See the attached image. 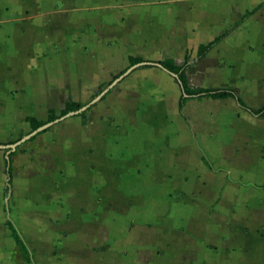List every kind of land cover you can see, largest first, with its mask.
<instances>
[{
	"label": "crops",
	"instance_id": "0c3cea01",
	"mask_svg": "<svg viewBox=\"0 0 264 264\" xmlns=\"http://www.w3.org/2000/svg\"><path fill=\"white\" fill-rule=\"evenodd\" d=\"M163 61L186 65L193 89L263 109L264 0H0L4 194L18 148L34 151L21 173L30 204L19 226L0 225V264H29L9 221L30 264H264V116L233 98L180 111ZM70 101L85 110L34 134L29 118Z\"/></svg>",
	"mask_w": 264,
	"mask_h": 264
},
{
	"label": "trees",
	"instance_id": "16d2710c",
	"mask_svg": "<svg viewBox=\"0 0 264 264\" xmlns=\"http://www.w3.org/2000/svg\"><path fill=\"white\" fill-rule=\"evenodd\" d=\"M251 14L252 13H247L241 19V21L235 25V27H237L241 23H243L247 18H249L251 16ZM229 34H230V31L226 32L224 35H222L220 37H217L216 39H214L209 44H201L199 46L197 60H199V61L203 60L206 57L207 53L210 50H212L214 47H216ZM142 62H143L142 59H131V65H133V66L136 64L142 63ZM160 64L163 68H165V69L169 70L171 73L177 75L179 78V81L181 82L182 89H183V96L181 97L180 103H179L180 111H182L184 109L186 101L192 97H197L199 99L211 98L214 100H224V99H228V98H233L236 101H238V103L241 105V107L249 110L253 115L264 116V108L261 110L250 109L233 91L193 89V88H191L189 86V83H188V80L186 77V65L179 67L173 61H163ZM146 67H151V66H146ZM83 107L84 106L80 103L70 101L69 103H67V105L63 109L60 117L56 116L55 112L52 111L50 113L49 119L46 122L37 121L34 118H29L28 121L30 122L32 129L37 130V129H39V128H41V127H43L49 123H53L56 120L67 116L70 113L79 112ZM81 115L82 116L86 115V112L82 113ZM35 139H36V137L32 138V140H35ZM14 155H15V153L10 154L9 164H12V158L14 157ZM8 173H9V176L12 178V170L11 169H9ZM11 184H12V179L9 180V186H11ZM8 224H9V227L12 231V236H13L15 242L17 243V246L19 247V250L23 256V259L25 260V262H27L29 264L32 263L33 260H32L31 252H30L29 248L27 247V245L25 244V241H24L22 235L20 234L19 230L17 229V227L14 225L13 222L9 221Z\"/></svg>",
	"mask_w": 264,
	"mask_h": 264
},
{
	"label": "rangeland",
	"instance_id": "374dc122",
	"mask_svg": "<svg viewBox=\"0 0 264 264\" xmlns=\"http://www.w3.org/2000/svg\"><path fill=\"white\" fill-rule=\"evenodd\" d=\"M9 10V7H7ZM104 88H108L107 85L104 86ZM96 95H89L84 97L83 103H90L95 99ZM20 122L24 124V119H20ZM27 132H22V134H17V142L20 138H24L27 136ZM12 142V141H11ZM13 143V142H12ZM32 145L29 143H24L18 148V151L22 149L24 153L21 154L19 157V160H17V165L15 167V176H16V184L14 185V188L11 187L10 191L7 192V194H4L5 186L7 185V177L4 173V166H2V162L0 161V225L1 227L4 220L11 219L16 226H19L20 222V214H17V212H25L23 209L28 207L30 204V198L29 194L26 191V181L23 177H21V173H25L27 167L30 165V155L34 154V151L32 150ZM45 200V199H44ZM47 201L49 205L53 202L52 197H48ZM43 205L46 204V201ZM8 209L10 211V214L7 213ZM27 209V208H26ZM4 210V211H3ZM23 217V221H27L29 219H25L28 217V215H21ZM29 224V223H28Z\"/></svg>",
	"mask_w": 264,
	"mask_h": 264
},
{
	"label": "water",
	"instance_id": "95a60500",
	"mask_svg": "<svg viewBox=\"0 0 264 264\" xmlns=\"http://www.w3.org/2000/svg\"><path fill=\"white\" fill-rule=\"evenodd\" d=\"M82 110H85V108L84 109H82ZM47 126H49V125H47ZM47 126H45V127H42V128H40V129H38L34 134H36V133H38V132H40V131H42V130H44ZM6 148V147H5ZM11 149H13L14 148V146H12V147H10ZM0 149H4V147H0Z\"/></svg>",
	"mask_w": 264,
	"mask_h": 264
}]
</instances>
